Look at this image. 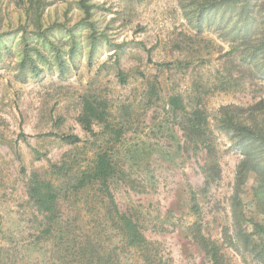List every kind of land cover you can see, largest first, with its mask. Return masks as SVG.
Instances as JSON below:
<instances>
[{
	"label": "rangeland",
	"instance_id": "374dc122",
	"mask_svg": "<svg viewBox=\"0 0 264 264\" xmlns=\"http://www.w3.org/2000/svg\"><path fill=\"white\" fill-rule=\"evenodd\" d=\"M80 1L41 0L43 11L31 8L27 13L29 0H0V246L16 249L15 262L20 264H60L49 242L31 244L36 223L32 207L26 203L28 174L34 168L47 169L62 162L71 153L85 163L104 146L108 134L103 127L94 124L96 135H92L78 120L83 96L89 91L102 94L117 115L128 96L140 97L146 88L144 78L138 75L142 71L164 81L166 92L173 87L194 90L196 86L205 92L221 167V177L206 185L204 151H186L182 130L163 100L139 115L133 129L116 144L119 164L130 175L126 184H113L114 193L123 208L136 204L142 210L145 233L161 258L156 264H212L194 239L195 222L202 223L203 232L222 245L224 264H263L237 242L232 208L243 153L229 134L215 125L214 115L221 105H247L264 96V80L259 78L253 84L248 80L244 88H214L221 63L230 57L225 53L234 34L228 36L212 22H206L198 33L188 19L191 0H87L93 28L85 22L79 24L85 17ZM247 4H257L253 17L259 26L257 33L262 34L264 0H240L233 17L238 18ZM72 32L79 45L73 55L69 54ZM94 37L96 48L91 54ZM27 43L38 74L32 71L30 59H25ZM50 43L62 49L67 69H60ZM187 55H194L188 68L176 63L171 70L160 71L155 65ZM235 58L239 61V56ZM119 69L130 73L127 84L120 82ZM72 133L83 140L78 144L63 140L62 136ZM250 174L241 193L243 210L247 217L262 220L264 214L253 197L256 173ZM192 189L198 190V212L192 210ZM102 211L83 210L88 219ZM101 237L107 245L121 242L114 256L118 264H145L140 253L125 249L114 232Z\"/></svg>",
	"mask_w": 264,
	"mask_h": 264
},
{
	"label": "trees",
	"instance_id": "16d2710c",
	"mask_svg": "<svg viewBox=\"0 0 264 264\" xmlns=\"http://www.w3.org/2000/svg\"><path fill=\"white\" fill-rule=\"evenodd\" d=\"M29 1L27 13L31 8L43 11L41 0ZM239 1L191 0V6H187L188 19L198 33L203 32L206 22L210 24L212 22L226 30L228 36L234 34L230 41V50L225 53L226 57H230L221 63L218 78L214 83V88L217 90H234L235 86L244 88L248 80L252 84L257 83V78L264 80V31L262 34L257 33L259 26L253 17L255 15L253 8L257 4L243 5L238 18L234 19L233 12ZM86 2L87 0L80 1L85 17L79 24L85 22L93 28L95 24L89 19L93 12ZM229 6L231 10L227 9ZM222 7L224 9H221ZM37 22L38 26L41 25L40 17ZM227 26L229 27L226 29ZM71 38L73 43L69 54L73 55L79 45L74 32L71 33ZM96 39L97 37H94V43L91 45V54L96 48ZM50 46L55 49V58L60 69H67L62 57V49L53 43H50ZM117 46L121 45L117 44ZM178 46L181 47L179 43ZM186 46L193 51L189 43ZM30 54L31 50L27 43L25 59H30L32 71L38 74V67ZM39 55L44 57L41 51ZM235 55L239 56V61L236 60ZM193 60L194 55H187L184 59H177L174 62H155V65L160 71L171 70L176 63L188 68ZM22 66L25 68L26 65ZM117 75L122 84H127L131 76L123 69H119ZM138 75L144 78L146 88L140 97L135 96L131 99L128 96V101H123L117 115L111 110L109 99L102 94L89 91L83 96L78 120L92 135H96L94 124L101 125L104 133L108 134L104 146H100L93 155L87 157L85 163L71 153L72 155L64 158L62 162L52 163L47 169L34 168L28 174L25 182L28 195L26 203L32 207L36 223L35 239L31 244L35 245L40 241L49 242L53 246L54 257L60 264H118L119 261L114 256L118 255L116 251L121 242L113 246L104 243L101 235L107 231L121 237L125 249L138 251L145 264L161 262L157 251L152 249L151 245L154 241L145 233L147 227L142 219V210L136 204L123 208L113 189L115 182L126 184L130 175L119 164L115 155L116 144L122 140L127 131L133 129L139 115H144V112L156 106L161 100L167 102L176 124L182 130L186 151L192 148L195 152L204 151L205 162L202 170L206 185L221 177L217 139L207 111L205 92L200 91L198 86L194 90H174L173 87L170 92H166L165 86L163 87L164 81L157 75L152 78L142 71H138ZM214 117L215 125L226 131L234 145L243 153L236 172L232 208L237 224V242L246 250L253 252L264 264V218L258 220L247 217L241 198L244 186L251 176L250 173H256L253 197L259 210L264 214V96L255 98L247 105H221ZM108 131L110 133H107ZM62 138L72 144H78L83 140L75 133L64 135ZM197 193V189H192L191 199L195 202L192 210L196 212L200 210ZM84 208H88L91 212L98 208L99 212L103 210L102 215L88 219L83 212ZM203 229L202 223L193 224L194 239L206 251L212 264H224L225 255L222 245L207 236ZM226 234L229 233L226 231ZM16 257V249L13 247L5 249L0 246V264H20L15 262Z\"/></svg>",
	"mask_w": 264,
	"mask_h": 264
}]
</instances>
